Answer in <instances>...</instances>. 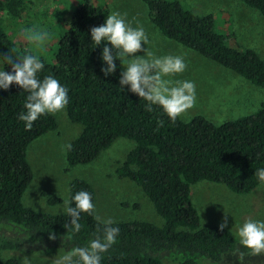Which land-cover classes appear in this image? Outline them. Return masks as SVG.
<instances>
[{
  "label": "trees",
  "instance_id": "obj_1",
  "mask_svg": "<svg viewBox=\"0 0 264 264\" xmlns=\"http://www.w3.org/2000/svg\"><path fill=\"white\" fill-rule=\"evenodd\" d=\"M142 1L165 38L264 88V59L253 49L227 46L216 30L214 14H194L179 0ZM242 1L264 16V0ZM29 4L0 0V54L26 53L11 40L1 13L21 19ZM107 15L105 8L88 2L78 7L60 40L56 65L44 63L38 74L53 75L69 90L68 117L83 127L67 148L68 169L93 163L120 138L135 141L117 175L140 187L165 222L162 227L145 221L116 222L120 233L102 254L101 264H164L169 257L176 262L180 258L178 264H200L199 258L220 262L230 252L248 253L228 229L202 228L191 188L207 181L247 195L261 186L254 172L264 167V104L253 114L222 124L201 115L172 121L157 106L147 111L146 101L128 92L127 86L124 91L119 88V61L113 75L105 77L101 72L103 44L96 47L90 29ZM26 95L15 85L0 90V264H22L15 258L4 260L3 252L20 249L23 242L59 243L71 249L86 246L102 227L96 216V191L84 179L71 182L70 197L88 191L95 207L91 214H81L78 233L63 227L65 215L39 213L23 203L34 179L28 147L58 127L56 117L45 114L26 130L18 119ZM60 202L56 196L48 198L50 204ZM50 230L56 239L48 238Z\"/></svg>",
  "mask_w": 264,
  "mask_h": 264
},
{
  "label": "rangeland",
  "instance_id": "obj_2",
  "mask_svg": "<svg viewBox=\"0 0 264 264\" xmlns=\"http://www.w3.org/2000/svg\"><path fill=\"white\" fill-rule=\"evenodd\" d=\"M28 1L27 12L21 19L2 12L3 26L20 50L37 55L48 66L56 65L59 43L72 14L88 2L105 8L108 15L113 11L120 12L134 27L142 25L149 38L146 47L154 55L184 57L185 71L171 77L190 80L195 84V100L193 106L180 115L183 120L201 115L215 124H222L253 114L264 104V88L254 86L232 71L165 38L151 22L149 9L142 0ZM179 1L194 14H214L216 30L225 38L227 46L253 49L264 59V16L259 11L242 0ZM42 31L48 33L43 40L39 38ZM29 35L35 38L29 40ZM136 55H143V52ZM52 115L57 119V129L28 147L27 157L34 179L24 195L25 206L39 213L62 214L61 202L70 198L71 182L84 179L96 191V216L100 221L108 218L115 222L145 221L162 227L164 220L142 189L117 175V169L135 148V141L120 138L93 163L68 169V145L79 137L83 127L70 121L66 108ZM51 196L58 197L61 202L48 203ZM191 199L200 215L202 228L219 226L226 215L228 230L244 219H264V185L250 194L237 195L224 185L201 181L192 186ZM231 232L234 235L235 228ZM71 249L59 243L35 245L23 242L20 249L4 251L3 259L15 258L23 264V258L27 257L31 264H55L60 256ZM250 253L230 252L220 262L206 258L197 261L200 264H264V253ZM174 261L171 257L163 259L164 264H178Z\"/></svg>",
  "mask_w": 264,
  "mask_h": 264
},
{
  "label": "clouds",
  "instance_id": "obj_3",
  "mask_svg": "<svg viewBox=\"0 0 264 264\" xmlns=\"http://www.w3.org/2000/svg\"><path fill=\"white\" fill-rule=\"evenodd\" d=\"M48 36L46 31L39 33L41 40ZM29 40L33 35L27 36ZM90 40L97 46L103 44L101 52V72L105 77L117 71L119 61V88L142 98L147 103L145 108L151 112L153 106L159 107L172 121L193 106L195 84L190 80L172 79L186 69L182 55H154L146 46L148 34L142 25L135 27L120 12L113 11L104 22L90 29ZM143 52V55H136ZM10 66V70L5 69ZM44 63L39 57L30 53L12 55L0 54V90L7 91L11 85L18 86L27 93L23 110L18 119L30 130L39 117L63 110L69 103L68 89L53 75L39 77ZM70 148L71 145H68ZM254 176L264 185V167L257 168ZM91 193L78 191L61 202V212L68 220L63 224L67 232L78 233L81 229V214H91L94 210ZM111 218L100 221L102 227L97 229L94 238L86 246L74 247L60 256L55 264H101L102 254L116 242L120 229ZM228 228L227 215L219 224L218 230ZM234 236L243 248L252 254L264 253V219H244L233 225ZM50 240L56 235L48 232ZM23 264H31L29 258H23Z\"/></svg>",
  "mask_w": 264,
  "mask_h": 264
}]
</instances>
